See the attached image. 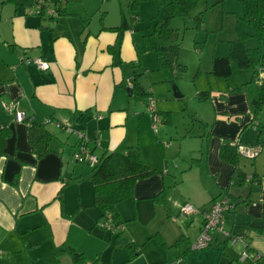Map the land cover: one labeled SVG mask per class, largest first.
Listing matches in <instances>:
<instances>
[{"label":"crops","instance_id":"1","mask_svg":"<svg viewBox=\"0 0 264 264\" xmlns=\"http://www.w3.org/2000/svg\"><path fill=\"white\" fill-rule=\"evenodd\" d=\"M30 2L29 9L15 8L9 15H2L0 10V255H11L20 246L45 243L59 261L70 255L56 254V250L68 245L83 252L86 260L98 259L99 254L111 249L110 264H128L141 255L147 235L138 236L128 229L129 225L122 224L140 220L144 225L143 220L150 217H162L176 229L177 237L171 246L177 249L176 260L188 259L183 264H237L243 249L264 252V158L259 160L264 143L255 158H248L250 166L239 160L235 167L219 156L224 141L247 146L258 141L259 130L250 124V94L241 86L251 74L240 85H234L239 89L228 84V90L211 93L207 103L210 111L205 105L195 111L203 127L198 135L200 144L186 149H194L193 159L197 161L173 166L187 172L182 181L189 185L180 187L181 197L171 210L169 196L176 170L164 155V149L171 144L163 145V149L161 146L169 140L162 141L157 136L160 112L170 110H161L163 103L156 104L153 99L154 113L158 115L155 131L148 103L130 96L128 91L136 75L143 86L145 73H161L156 70L155 56V60L142 58L148 51L143 34L141 40L133 34L121 6L119 23H105L103 17L89 21L84 17L86 9L67 7L69 1L63 15L51 20L45 12L43 16L34 14L33 0ZM53 7V3H47V8ZM122 15L123 25L117 30L108 29L120 26ZM133 18L136 19L134 15ZM226 53L222 48L220 54ZM33 57L47 62L48 68L39 70L33 63H24ZM161 75L157 78L166 82ZM9 101L23 113L21 121L4 108V102ZM31 121L44 124L52 133L50 150L42 157L30 149L27 135ZM80 135L96 156L113 150L125 152L137 144L144 163L158 170L136 180L132 196L115 205L122 221L116 233L99 224L101 212L94 200L91 166L73 159ZM175 153L173 149L169 155ZM254 173L259 179L258 188L237 177ZM225 192L235 205L232 212L226 213L224 226L245 239L231 244L216 234L210 247L190 254L203 214ZM185 202L198 211L183 215L180 207ZM163 213H167L165 218ZM149 234V238L158 235L166 245L162 229ZM129 241L140 250L132 261H128L125 248ZM241 264L264 261L246 258Z\"/></svg>","mask_w":264,"mask_h":264},{"label":"rangeland","instance_id":"2","mask_svg":"<svg viewBox=\"0 0 264 264\" xmlns=\"http://www.w3.org/2000/svg\"><path fill=\"white\" fill-rule=\"evenodd\" d=\"M166 1L170 0H139L136 19H132L134 11L128 9L127 0H69L67 7L77 6L81 9H86L87 14L84 17H87L89 21H92L93 18L99 19L103 17L105 23H119L121 19L119 9L121 6L133 34L138 35L141 40L142 34L153 31L156 20L165 19L169 16V11L166 8L167 5H165ZM211 1L214 5L210 7L208 4ZM217 1L219 2L216 3ZM221 1L196 0L194 6L184 17H169L170 27L176 29L179 33L178 43L180 44V51L178 60L184 66L183 71L176 73L173 83L163 82L162 77L157 78V76H162L157 71L151 72L148 76L147 73L142 76L143 86L146 89H152L154 92L152 94L154 103H163L161 110L172 111L171 123L162 124L159 122V135H157L162 141L169 140L171 146L164 149L165 160L171 165L172 169L176 170V176H174L176 182H172L169 196L171 199V210H174L173 207H176L175 203L181 197L180 187L182 186L185 189L189 185L188 181H182L184 178L183 174L187 172L182 173L181 170L173 166L179 165V163H187L189 160L191 163L194 149L187 150L186 148H196L198 143L200 144V137L198 138V135L202 133L203 127L195 111L201 109L203 105L207 107V111H210L211 108L207 103L209 102L211 93L219 90H228V84L236 90V86L234 87V85H240L252 73L251 69L241 70L236 64L231 66L232 74L228 78L216 77L210 73L212 57L214 55H223L220 54L222 48H225V51L228 52V41L237 37L235 17L239 16L242 11L239 0H224L223 3ZM29 3H31L30 0H14L12 2L0 0V10H3L2 15H9L15 8L21 11L26 8L29 9ZM200 14L203 16L204 23L202 26H197L196 19L194 18ZM242 27L244 31L250 34L245 41L246 45L253 47L256 42L254 41V37L251 36L253 32L252 27L246 23H243ZM143 56V59H145V56L146 58L147 56L153 58L154 53L144 51ZM153 60L155 59L153 58ZM173 86L180 92L181 97H176L173 94ZM205 91L208 92V97L201 99L199 95ZM258 115L260 122H264V107H262ZM181 144L182 146H180ZM173 149H176V153L169 155V152ZM261 158H264V154L259 157V160ZM240 161L250 166L251 161L247 157H240ZM161 210L165 212V209ZM163 214L165 218L167 213ZM143 222L144 225L140 220L128 221L122 224L123 226L129 225L128 229L133 230L138 236H141L143 233L147 235L146 245L141 255L128 264H176L179 259L176 260L175 252H177V249L171 246L173 243L172 239L175 240L177 237L175 234L176 229L169 225V222H163L162 217H150L143 220ZM109 229L111 228L109 227ZM157 229H160V231L162 229L166 233V245H161L155 237L149 238L150 231H157ZM115 230L117 231V229ZM116 239L117 236L114 235L113 240L115 241ZM205 248L191 249L189 252L192 254L200 252ZM114 250L117 251L115 248ZM52 253L54 254V252ZM111 255V249L106 250L98 255V259L92 258L86 260L84 264H110ZM52 256L49 250H47L45 243L26 248L20 246L11 255H5L4 257L0 255V258H3L0 259V264H73L69 257H65L62 261H59ZM184 261L186 262L188 259H184Z\"/></svg>","mask_w":264,"mask_h":264},{"label":"trees","instance_id":"3","mask_svg":"<svg viewBox=\"0 0 264 264\" xmlns=\"http://www.w3.org/2000/svg\"><path fill=\"white\" fill-rule=\"evenodd\" d=\"M69 0H46L41 12L36 14L43 16V12L47 8V3L54 4L55 16L63 15L65 11L64 5ZM139 0H128V9L134 11V17L137 18V11ZM196 0H170L166 1L169 16L165 19L156 20L153 31L143 34L145 48L154 53L156 59L157 69L166 79V82L173 83L177 72H181L184 66L179 63L178 56L180 51V44L178 43L179 33L176 29L169 25V17L182 16L189 13V10L194 6ZM242 8L241 14L236 16L237 37L228 41V52L224 55H214L212 57V67L210 73L216 77L228 78L232 74L233 64L241 70L251 69V77L244 82V85L249 91L250 99V115L252 120L250 124L258 128V141L249 147H256V149L264 143V122H260L259 115L262 107H264V0H239ZM217 1L216 3H218ZM224 0L221 1L223 3ZM213 2H209L208 6H213ZM35 14V12H33ZM49 18L52 20L53 16ZM197 26H202L204 19L202 14L196 16ZM124 15H122V24L118 27H110V30H117L123 25ZM125 23V22H124ZM243 23L252 27L251 36L254 37L256 44L253 47L246 45V39L250 36L243 29ZM138 75L131 80V86L128 87L130 96L145 100L152 97L151 91L146 89L139 83ZM236 89H239L238 87ZM199 95V94H198ZM199 97L205 99L208 97V92L200 93ZM160 121L164 124L171 123L170 111H161ZM28 137L32 152L37 157L45 155L50 148L49 141L52 138L51 131L42 123L31 121L28 123ZM81 139L77 142V146ZM240 143H230L224 141L220 147L219 156L224 161L237 167L239 164L241 154L238 151ZM244 145V144H242ZM163 149V144H161ZM247 146V145H246ZM90 150V149H89ZM91 151V150H90ZM253 159V158H252ZM192 159V163L196 162ZM158 170L151 168L144 163L142 159L141 148L135 144L129 146L125 152L118 150L104 152L97 156V162L91 166L90 178L93 183V195L96 206L101 212L99 224L102 228H111L112 231L118 229L122 221L116 206L119 202L132 196L133 188L136 180L147 178ZM246 174L237 176L240 181H245ZM251 178L250 185L259 187L258 176L254 173L248 175ZM228 192V191H226ZM224 193L233 199L228 193ZM59 197L61 194L58 195ZM234 200V199H233ZM232 212V211H230ZM108 224V226H106ZM49 234L50 230L47 227ZM51 235V234H49ZM157 241L162 245L164 242L158 235H154ZM128 261H132L139 253V246L129 241L126 244ZM67 253L70 255L73 264H84L86 261L85 254L79 252L68 245L56 250V254ZM181 257L176 264L181 263ZM238 261V257L237 260ZM262 260L254 261L259 262Z\"/></svg>","mask_w":264,"mask_h":264},{"label":"built area","instance_id":"4","mask_svg":"<svg viewBox=\"0 0 264 264\" xmlns=\"http://www.w3.org/2000/svg\"><path fill=\"white\" fill-rule=\"evenodd\" d=\"M46 3V0H33V8L35 14L38 12H41V10L44 7V4ZM45 13L55 16L57 13L54 11L53 8L51 9H45ZM24 63H33L37 69L39 70H45L48 68V63L44 62L40 57H33V58H28L25 60ZM148 109L152 113V127L156 131L157 129V122H158V115L154 113V104H153V98H149L148 101ZM4 108L8 111V113H11L14 115L15 119L18 121H21L23 119V113L19 110L14 109V106L12 103L9 102H4L3 104ZM79 139H81L80 143L78 146H75V150L73 151V159L78 160L83 163H87L88 165L92 166L97 162V156L89 150V148L86 146L87 145V140L86 138H82L80 135ZM164 146L170 145L169 142H165L163 144ZM258 148L256 147H249L246 145L240 144L238 146V151L242 156H245L247 158H255L258 154ZM245 181L250 182L251 178L250 176L246 175L245 176ZM235 201L231 199L229 196L222 194V196L213 201V204L211 208L206 211L203 215V223L200 226V231L196 239L191 243V249H201L209 246L214 242V237L216 234H221L224 236L225 239L229 240L231 244L236 242L237 240H243L244 236L241 234H232L229 230L226 229L224 226L226 223V213L232 211L234 208ZM198 210L193 207L189 203H183L182 206L180 207V212L183 215H189V214H194ZM108 226V224H106ZM246 258H250L252 261H258L262 260L264 261V252H254L252 250H248V248L243 249V251L239 254L238 256V261L236 262L237 264H241L243 260Z\"/></svg>","mask_w":264,"mask_h":264},{"label":"water","instance_id":"5","mask_svg":"<svg viewBox=\"0 0 264 264\" xmlns=\"http://www.w3.org/2000/svg\"><path fill=\"white\" fill-rule=\"evenodd\" d=\"M173 90H174V95L176 96V97H181V94H180V92L177 90V88L175 87V86H173Z\"/></svg>","mask_w":264,"mask_h":264},{"label":"clouds","instance_id":"6","mask_svg":"<svg viewBox=\"0 0 264 264\" xmlns=\"http://www.w3.org/2000/svg\"><path fill=\"white\" fill-rule=\"evenodd\" d=\"M130 86H131V84H130Z\"/></svg>","mask_w":264,"mask_h":264}]
</instances>
